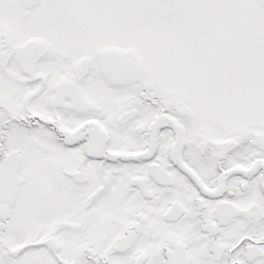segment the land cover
I'll return each mask as SVG.
<instances>
[{
    "label": "snow or ice",
    "instance_id": "6c2138e0",
    "mask_svg": "<svg viewBox=\"0 0 264 264\" xmlns=\"http://www.w3.org/2000/svg\"><path fill=\"white\" fill-rule=\"evenodd\" d=\"M0 264H264V0H0Z\"/></svg>",
    "mask_w": 264,
    "mask_h": 264
}]
</instances>
